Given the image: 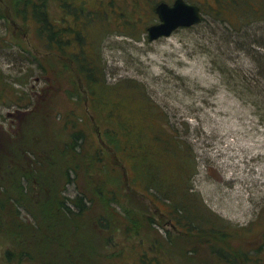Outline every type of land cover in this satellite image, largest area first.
<instances>
[{
    "label": "rangeland",
    "instance_id": "374dc122",
    "mask_svg": "<svg viewBox=\"0 0 264 264\" xmlns=\"http://www.w3.org/2000/svg\"><path fill=\"white\" fill-rule=\"evenodd\" d=\"M160 1L173 2L88 0L83 6L99 11L104 2H113L110 16L121 15L106 34H96L100 20L92 23L106 82H135L153 99L158 110L145 117L134 112L142 102L125 104L136 114L130 117L133 127L142 121L149 133L163 125L176 134L191 168L163 162L164 181L180 184L188 171L190 188L185 186L187 195L179 198L189 204L184 214L193 222H212L197 234H182L173 225L185 229L173 215L172 200L142 188L143 180L132 185L129 160L95 152L99 136L74 63L58 60L38 35L37 23L11 6L15 0H0V18L7 16L0 19V203L5 201L0 264H7L6 250L18 247L12 245L15 222L22 228L37 223L40 239L53 240L36 260L17 261L15 255L11 264H138L142 252L159 264L264 262V0H252L256 14L243 8L221 13L215 0H187L201 7V21L149 41L146 27L158 22L154 7ZM47 10L60 22L58 0H49ZM69 113L82 117L76 120L85 130L86 149L79 157L65 154L63 169L57 170L60 156L51 148L68 136ZM31 159L42 164V174H28L26 180L24 169L37 165ZM101 162L120 179L115 189L122 206L109 203L107 189L98 192ZM79 196L84 214L75 219L69 211L78 210ZM127 210L139 219L135 230L123 219ZM76 245L80 252L74 250L71 258L68 250ZM213 246L232 263L221 261ZM114 252L119 255L112 257Z\"/></svg>",
    "mask_w": 264,
    "mask_h": 264
},
{
    "label": "trees",
    "instance_id": "16d2710c",
    "mask_svg": "<svg viewBox=\"0 0 264 264\" xmlns=\"http://www.w3.org/2000/svg\"><path fill=\"white\" fill-rule=\"evenodd\" d=\"M48 1L49 0H15V3L11 6L16 9L18 15H21L23 19L31 17L37 23L38 35L44 40L45 45L52 52L57 54L60 62L69 59L74 63L76 73L82 78L85 100L87 101V105L89 104L91 108L90 116L95 123L96 132L99 136V149L96 148L95 152H103L104 150L111 151L121 163L125 160H129L130 168L135 173L131 179V184L134 185V180H143L144 184L142 188L161 193L166 201L172 200L173 215L177 217L178 221L186 230L184 228H178V225L175 223H173L174 227H176L177 230H181L182 234L194 235L198 230L200 231L205 224H209L212 221L208 219L207 222L201 223L202 219L200 218V221L193 222V220L189 219L184 214L185 207L186 205L189 206V204L183 200H181L180 203L179 198H181L180 195H182L185 199L187 195L186 188H190L189 185L188 187L186 186L188 178L186 174H188V171H185L184 180L180 184L178 181L174 180L170 184H166L163 175V167L165 164L163 162H167L168 160L172 163L174 161L177 162V164L181 166L180 170H189L191 168L190 156L182 151L183 149L180 146L176 134L169 131L166 126L164 127L161 125L158 131L153 133L151 130L149 133L146 128L150 126L145 125L141 121L140 125L135 130L132 124L133 119L131 120L130 117L136 115L135 113L137 112H140V115L145 117L148 111H157L158 107L155 106L153 99L148 96V94H145L135 82L133 85L125 79H121L112 84L106 82L104 66L98 62L100 58L97 49L99 40H97L98 37H95L94 31L96 30V34H98V32L99 34H106L112 29H109L111 20L115 18V20L121 19V15L110 16L112 10H109V8L113 7V2H104L106 4L103 8L99 11H95L98 9L91 7L84 8L83 4H86L88 0H58L62 15L60 22L57 23L49 15L47 10ZM132 1L137 2V0ZM215 3L217 6H220L218 10L221 13L227 8H243L246 11L249 10L250 13L253 14L257 12L255 11L256 5L252 0L250 5L246 4V0H215ZM231 3L233 4L231 5ZM6 17V15L5 17L1 16L0 19H6ZM96 20H100V23L97 27L95 26L96 29L94 30V25H92V23ZM138 94L140 95L138 96ZM136 101L142 102L143 106L136 107L134 109L135 113H129L125 104L128 102L135 103ZM75 103L78 104L77 101H75ZM159 114L161 115L160 112ZM76 119H82V117L76 116L75 114L70 115V113L66 114L64 118L66 127L64 130L66 131L68 129V136L64 139L63 144H53L54 148H51L52 153L56 152V155L58 157L60 156V158L57 159V170L63 169L62 163L65 154H69L71 158H74L77 156L79 157L81 153H85V151H83L84 144L81 141V139L84 138L85 130L78 128L79 123ZM163 122H166V120ZM145 123L150 125L149 121ZM153 125L154 123L152 122L151 126ZM165 131H167V133ZM56 149L58 152L55 151ZM84 149L86 148L84 147ZM15 151L17 152V148ZM31 161L37 165H31L28 169L30 172L26 170V168L24 169L23 177L26 180L27 178L30 179L28 174H30L31 177H37L42 174V164L40 165L38 163V159H31ZM107 165L108 164L105 162H101L99 167L101 169V176L99 184L97 185L98 192H103V189H107L109 203L111 204V202H114L118 206H122L119 199L120 197L118 196L119 194L115 189L116 187L118 188L120 179L117 177L115 170H113L114 168L109 169ZM77 167L78 166H75L72 169L77 171ZM68 169L70 170L71 168L67 167V171ZM110 174L115 176L116 184L111 182ZM111 189L113 192H111ZM24 199L27 200L26 196ZM77 200L79 202L75 203V205L78 210L74 212L69 211L70 217H74L75 219L84 214L83 211L82 213L80 212L84 204L81 200V196H79ZM4 202L2 201L0 203V212H4L5 210ZM44 206L45 208L49 207L47 203H45ZM203 211L206 210L203 209ZM122 215L125 222L129 223L130 226L128 227H132L134 230L137 229V225L140 223H138L139 219L133 212L127 210L124 211ZM14 227L16 228L13 235L15 241L12 242V245L15 243L18 247L5 251L7 264H11V259L15 255L17 261H21L24 257L31 261L36 260V256L38 257L40 251H45L49 242L52 244L53 238L51 237L43 236L45 240L40 239L41 231L37 223H31L30 228H22L19 226V223L15 222ZM214 231L216 230L214 229ZM209 239L210 238H207V241ZM33 246L37 247L38 251L36 253L31 252V250H34L32 248ZM70 248L68 251L71 254V258L75 256L73 255L74 250L80 252L77 245L75 246L76 249ZM222 251L213 246V252L220 257L219 259H221V261L222 259L226 261V253L223 251L224 254H222ZM118 255L119 252L111 254L112 257ZM138 260V264H159L156 259L151 258L146 252L140 253ZM227 261L232 263V260ZM261 264H264V262H261Z\"/></svg>",
    "mask_w": 264,
    "mask_h": 264
},
{
    "label": "water",
    "instance_id": "95a60500",
    "mask_svg": "<svg viewBox=\"0 0 264 264\" xmlns=\"http://www.w3.org/2000/svg\"><path fill=\"white\" fill-rule=\"evenodd\" d=\"M154 10L158 22L146 27V38L149 41L169 36L175 29L197 24L202 19L199 5L186 0H173L172 3L160 1Z\"/></svg>",
    "mask_w": 264,
    "mask_h": 264
},
{
    "label": "flooded vegetation",
    "instance_id": "af4514ba",
    "mask_svg": "<svg viewBox=\"0 0 264 264\" xmlns=\"http://www.w3.org/2000/svg\"><path fill=\"white\" fill-rule=\"evenodd\" d=\"M187 1V0H186ZM189 2V1H188ZM193 3V2H192ZM197 4V3H196ZM200 7V6H199ZM200 9H201V7H200ZM202 11V10H201Z\"/></svg>",
    "mask_w": 264,
    "mask_h": 264
}]
</instances>
